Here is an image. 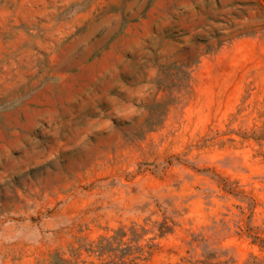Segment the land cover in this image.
Wrapping results in <instances>:
<instances>
[{
    "label": "rangeland",
    "instance_id": "1",
    "mask_svg": "<svg viewBox=\"0 0 264 264\" xmlns=\"http://www.w3.org/2000/svg\"><path fill=\"white\" fill-rule=\"evenodd\" d=\"M261 130L264 0H0V264L134 223L264 264Z\"/></svg>",
    "mask_w": 264,
    "mask_h": 264
},
{
    "label": "trees",
    "instance_id": "2",
    "mask_svg": "<svg viewBox=\"0 0 264 264\" xmlns=\"http://www.w3.org/2000/svg\"><path fill=\"white\" fill-rule=\"evenodd\" d=\"M256 142H264V130L245 137ZM227 191H233L225 184ZM145 226L134 223L123 225L95 239L77 236L68 248L55 249L41 258L38 264H138L145 262L155 252V244H143ZM157 236L162 238L172 232L169 221L157 228ZM256 239H259L257 236ZM264 240H258V243ZM263 246V245H262ZM264 247V246H263Z\"/></svg>",
    "mask_w": 264,
    "mask_h": 264
}]
</instances>
